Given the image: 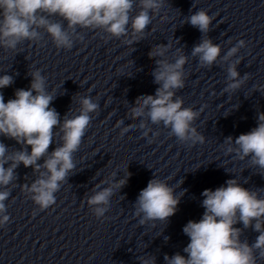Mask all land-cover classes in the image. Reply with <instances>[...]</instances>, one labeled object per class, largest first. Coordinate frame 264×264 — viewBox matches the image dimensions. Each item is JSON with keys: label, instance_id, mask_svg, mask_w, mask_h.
<instances>
[{"label": "clouds", "instance_id": "9594fccd", "mask_svg": "<svg viewBox=\"0 0 264 264\" xmlns=\"http://www.w3.org/2000/svg\"><path fill=\"white\" fill-rule=\"evenodd\" d=\"M163 4L164 0H0V47L15 51L24 40L39 41V29H44L57 49L70 50L77 26L82 29H102L110 36L120 38L128 36L130 23L133 37H142L151 23L149 13L155 15ZM134 7L139 8V11L130 17ZM53 16L66 21L67 27L50 19ZM213 19L201 9L186 20L203 34L191 51L193 57H198L201 67L210 68L218 58L228 62L240 48L245 47V41L241 39L221 58V46L207 37ZM170 47V44L156 45L149 52V57L154 59L150 74L159 87L154 95L136 98L130 109V117L140 120L139 129L147 127L142 119L146 116L152 124L163 123L164 127L170 129V134L182 143H203L204 136L192 126L200 113L184 107L183 99L176 96V90L185 86L184 65L188 57L178 48L175 62L161 59ZM239 63L237 59L229 64L228 83L224 92H235L248 79L247 73L241 77L237 71ZM28 74L32 78L30 87L27 90L16 89L14 99L5 102L0 92V136L15 140L21 146L20 149L9 151L10 147L0 141V226L9 221V216L4 214V202L10 196L7 186L17 179L16 169L21 164L39 174L30 185L23 184L22 190L40 210L55 204L54 194L76 167L73 154L79 149L91 122L90 114L99 107L91 97H81L80 107L76 110L78 114L70 117L66 113L61 121L60 114L50 107L56 95L47 91L46 77L40 69ZM13 83V76H0V89ZM132 127H124L121 135ZM57 135L62 143L49 152ZM144 135L147 136L148 132H144ZM224 145L227 146L226 154L235 153L241 160L249 158L252 165L261 169L260 174L264 175V112L258 113L256 127L235 139L227 137ZM41 159L43 163H38ZM127 179L115 183L103 180L95 185L93 194L87 198V204L97 218L104 217L114 190L123 187ZM104 183L109 186L101 188ZM182 183L183 180L179 181V184ZM225 184L215 190L205 189L201 193L204 197L201 206L205 210L201 219L189 220L183 227V233L190 240L183 248L187 256L180 253L172 256L165 254V264H257V251L260 258H264V196L261 195L264 189L245 188L238 179H229ZM186 191L177 194L174 186L154 176L140 191L134 203L135 216L140 218L141 225L148 222L155 225L157 221L166 225L176 213ZM238 223H242L243 228L235 227ZM250 227L259 233L252 244L241 240L243 230ZM139 259L140 264H156L155 256Z\"/></svg>", "mask_w": 264, "mask_h": 264}]
</instances>
